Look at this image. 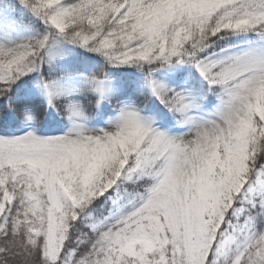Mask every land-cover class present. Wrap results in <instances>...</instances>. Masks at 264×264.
Masks as SVG:
<instances>
[{
	"label": "snow or ice",
	"instance_id": "snow-or-ice-1",
	"mask_svg": "<svg viewBox=\"0 0 264 264\" xmlns=\"http://www.w3.org/2000/svg\"><path fill=\"white\" fill-rule=\"evenodd\" d=\"M0 264H264V0H0Z\"/></svg>",
	"mask_w": 264,
	"mask_h": 264
}]
</instances>
